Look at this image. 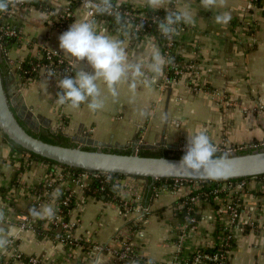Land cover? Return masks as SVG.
<instances>
[{"label": "crops", "instance_id": "0c3cea01", "mask_svg": "<svg viewBox=\"0 0 264 264\" xmlns=\"http://www.w3.org/2000/svg\"><path fill=\"white\" fill-rule=\"evenodd\" d=\"M115 1L144 8L142 0ZM40 2L55 14L66 7V0ZM186 4L190 5L193 23L180 25L179 35L174 37L181 61L191 65L192 81L198 91L186 87V76L174 84H165L161 76L153 91L140 90L135 104L129 103L127 90L121 87L115 101L104 93L105 106L96 113L86 106L71 110L57 105L61 90L54 78L39 75L22 80L16 68L42 49L54 48L71 64L75 75V66L59 48L58 38L68 28L52 26L41 6L28 0L16 7L10 20L19 38L7 46L3 69L6 86L17 87L16 93L39 121L38 130L59 131L71 143L85 147L94 145L87 141H100L107 144L106 148L139 151L164 138L167 144H178L176 150L180 151L186 146L188 135L199 129L206 130L220 148L259 143L264 139V0H225L224 7L212 10L203 9L199 0H176L173 8L178 10ZM225 11L231 13L230 22L226 26L215 23L214 17ZM85 15L84 7L74 4L71 25ZM96 20L110 34H117L107 20ZM153 46L163 54L160 43L150 35L132 36L126 41L133 57L147 55ZM142 107L150 112L147 119L136 114ZM162 114H167L166 124L161 123ZM45 119L49 123H44ZM50 169L43 161L11 153L0 132V211L4 213L0 231L18 252L38 257L37 264H112V257L106 252L87 255L79 248L64 247L49 236L19 228L17 216L32 206L37 196L46 199L43 204L50 201L51 191L42 186L45 180L54 181L55 189L71 185L52 177ZM122 182L127 184L125 193H130L139 211L121 212L104 194L76 189L74 205L67 214L75 222L76 235L114 249L128 240L141 261L160 263L189 256L196 248L219 239L225 218L222 202L227 195L219 193L216 198L201 200L194 212L195 226L182 236L177 227L184 222L179 205L185 191H173L165 183H151L144 178L124 176ZM232 184L239 197L241 218L264 223V177H248ZM259 224L236 233L226 264H264V230ZM10 252L9 248L0 252V258L9 261L6 264H28L11 257ZM121 264L146 263L128 260Z\"/></svg>", "mask_w": 264, "mask_h": 264}, {"label": "clouds", "instance_id": "9594fccd", "mask_svg": "<svg viewBox=\"0 0 264 264\" xmlns=\"http://www.w3.org/2000/svg\"><path fill=\"white\" fill-rule=\"evenodd\" d=\"M24 2L25 0H0V13L6 14ZM142 2L144 7L152 11L168 9L158 23V31L166 39L179 35L180 25L193 23L190 5L172 10L169 0ZM199 2L203 9L212 10L224 7L225 0ZM84 10V18L76 20L58 38L60 50L75 66V75L58 80L57 87L61 91L57 93L55 103L71 110L86 106L90 112L96 113L105 106V92L115 101L120 96L121 87H125L129 103L135 104L141 89L146 92L154 90V85L163 75L165 66L173 62L172 58L163 55L156 46H153L147 55H130L126 41L131 39L142 25H133L126 19L114 0H84ZM97 16L112 17L117 34L112 35L106 27H101L96 20ZM231 18V13L225 11L217 14L214 21L226 26ZM53 75L55 74H48ZM136 114L140 119L150 116L147 107L138 108ZM167 120V114H162L161 123L166 124ZM227 159L226 155H218V148L207 131L199 129L188 135L184 155L178 164L171 166L182 167L206 179L219 181L230 178ZM62 194L60 188L54 189L50 194V201L39 207H31L28 215L33 221H54L57 217L56 201ZM3 219L4 213L0 211V222ZM10 243L6 234L0 231V252L7 250Z\"/></svg>", "mask_w": 264, "mask_h": 264}, {"label": "built area", "instance_id": "2783aa9c", "mask_svg": "<svg viewBox=\"0 0 264 264\" xmlns=\"http://www.w3.org/2000/svg\"><path fill=\"white\" fill-rule=\"evenodd\" d=\"M30 3L33 0H28ZM255 1V0H252ZM176 0H170L169 7L174 10L173 6ZM74 4L81 5L84 7V0H66V7L64 10L58 14H55L51 9L45 8L42 9L45 11L50 18L51 25H55L60 29L69 28L71 25L70 17L72 13V7ZM117 6L118 4L115 3ZM19 6V5H18ZM16 6V7H18ZM16 7L12 8L8 13L3 14L0 13V50L3 59H6L7 55V45L4 44V39L11 37L15 40L19 38V34L16 29L12 26L10 20L13 18V14L15 12ZM119 11L122 15L131 21H136V24L133 25H142L150 27L153 22H158L163 19L162 16L158 15V11H152L150 14L140 11L135 12L131 11L127 8L119 7ZM165 12L168 9H164ZM158 23L155 26V30L159 36H162L158 31ZM149 35V34H147ZM150 36H152L150 34ZM163 37V36H162ZM162 43L164 47L162 49L163 55L166 57H171L170 53H174L173 49V40L166 39L165 37ZM177 47L175 49V52ZM35 60L28 61V67L24 68L23 62L17 64V72L22 75H29L25 77L23 80H29L28 77L35 73V77L39 75H44L47 77H52L58 82V80L63 79L65 76L73 77V70L71 64L63 57V55L54 48H44L42 49L37 56L34 57ZM181 65V68L178 67ZM172 67L174 68L172 71V75L169 73V69L167 65L165 66L164 73L162 75V80L165 84H174L180 80L182 76L187 77V81L189 83L186 84V87L191 91L200 90L199 87H196L192 81L193 74L191 71L190 64L184 63H173ZM49 73H54L53 76H48ZM21 77V76H19ZM33 77V78H35ZM22 79V78H21ZM259 146H264V139L259 143H255L252 145H236L227 148H220L217 146L218 151L223 153H230L235 151H242L246 148H255ZM185 147L180 149V151H184ZM47 164L51 167L50 175L55 177L56 179L65 181L69 183L70 186H66L62 188V196L58 203H56L57 208V217L54 221L48 222L43 221V230H45V236L51 237L54 241L60 243L64 247L68 248H79L84 251L87 255H90L93 252H106L112 257V264H121L122 262L132 260L136 262H145L146 264H226L228 259V253L231 248V244L234 241V237L237 232H242L246 228H256L259 223L254 221H247L241 218L239 212V197L234 194V185L232 182L221 183L212 189V193H215L213 198H216V193H221L223 195H227L222 202V213L225 215L224 222L221 226L220 237L217 240V248L212 252L206 250L209 245H202L196 248L191 255L188 256H178L174 259V261L170 263H160V262H150V261H141L139 256L134 251L132 243L128 240H123L122 244L118 248L112 247H103L97 243H93L89 241L86 237H81L75 234V222L69 220V218H65L63 214V210L61 206H67L70 201L75 200V192L76 189L80 192H90V193H102L104 195L112 193L113 196L118 197V202L113 201L121 212H133L139 211V207L134 204V200L130 193H125V183L122 182L121 177H113L111 173H101V172H89V171H80L74 172L71 170H66L60 167L57 164ZM54 181L51 179H47L43 182V189L50 188V191L53 192L55 187L53 186ZM95 183V185L93 184ZM170 189L173 191L183 190L185 191L184 197L180 200L181 208L184 210V222L177 227L179 229L180 235H184L188 230L192 229L197 219L194 216V212L197 209V205H199L201 200L208 199V193L204 191L203 188L208 187L203 181L199 182L196 180L189 179H181V178H172L170 184L168 185ZM125 194V195H124ZM136 194V193H135ZM136 196V195H135ZM46 199L42 196H37L36 201L32 206L26 209V211L17 216L18 226L21 230H27L34 232L36 234L40 233L36 230V221H33L31 217L28 215V210L33 207H39L43 204ZM259 226L264 230V223L259 224ZM50 232L51 236L46 232ZM44 235V234H43ZM216 243V242H215ZM214 243V244H215ZM213 245V244H210ZM8 248L11 250L10 256L15 259H20L21 253L18 252L14 247H12V243L9 244ZM200 248H202L200 250ZM190 259V260H189ZM39 258L36 256H28V262L31 264L39 263Z\"/></svg>", "mask_w": 264, "mask_h": 264}, {"label": "water", "instance_id": "95a60500", "mask_svg": "<svg viewBox=\"0 0 264 264\" xmlns=\"http://www.w3.org/2000/svg\"><path fill=\"white\" fill-rule=\"evenodd\" d=\"M3 61L0 50V132L23 149L69 167L89 172L144 177L149 178L151 183L160 178L209 180L182 167L171 166L178 164L181 157L140 155L138 150L120 153L106 148L107 144L100 141H87L94 144L90 148L71 142L68 145H63L47 142L34 136L28 129L36 131L39 121L34 119L30 109L25 106L19 94L16 93L17 87L15 85L6 86L7 80L1 67ZM8 78L11 79L10 76ZM17 103L19 108H17ZM16 108L19 109V113L16 112ZM20 115L26 120L29 119L28 127L21 122ZM44 123L47 124L49 121L45 119ZM159 146L169 150L178 148V144H167L164 138L157 143L147 144L146 148L156 149ZM224 155L228 157L229 179L264 174V146L246 148L242 151L224 153Z\"/></svg>", "mask_w": 264, "mask_h": 264}, {"label": "trees", "instance_id": "16d2710c", "mask_svg": "<svg viewBox=\"0 0 264 264\" xmlns=\"http://www.w3.org/2000/svg\"><path fill=\"white\" fill-rule=\"evenodd\" d=\"M255 2H258L259 3V0H255ZM114 3H117L119 7H122V8H127V9H130L131 11H135V12H140V11H144L146 12L147 14L151 13L152 10L144 7L143 9H137V8H133L129 5H126V4H122V3H118L114 0ZM31 4H34V5H40L42 9H45V8H49L47 5L43 4L42 2H40V0H37L35 3L31 2ZM158 15L159 16H165L166 12L165 10L161 9V10H158ZM98 18H103L105 20H107V22L110 24V27L112 28H116L114 22H113V18L110 17V16H97ZM133 24H136V21H132ZM158 22H153L151 24L150 27H147V26H142V28H140V30L138 32H136L134 35H133V38L134 37H139L141 36L142 34H151L153 38H155L161 45L162 49L164 48L162 46V43L164 41V38L162 36H159L157 34V31L155 30V26ZM15 39L14 38H11V37H8V38H5L4 39V44H6L7 46L12 43ZM177 40L176 38L174 37V40H173V49H174V53H170L171 55V58H172V63L167 65L168 69H169V73L172 75V71H173V67H172V64L173 63H176V64H179L180 62L183 63L181 61V57L179 56V54L177 53V51L175 52V49L177 47ZM29 60H32L34 61L35 58L32 57L28 60H25L23 61V65H24V68H27L28 67V61ZM1 67L2 69L5 68V60L2 62L1 64ZM179 68L183 69L181 67V65H178ZM19 76H21L22 80L25 79V77L29 76V75H22V74H19ZM35 73H32V75H30L29 80L33 79V77H35ZM28 131L30 133H32L34 136H37L39 137L40 139L44 140V141H47V142H51V143H56V144H63V145H68L70 144V141H69V138L66 137L65 135H63L61 132L59 131H50L49 129H43V130H39L37 132H32L31 130L28 129ZM2 137L3 139L5 140V142L7 143V145L9 146L10 150H11V153H16L17 155L20 154V157H23L24 155H27L29 158H33V159H36V160H39V161H43V162H46L48 164H57L59 165L60 167L66 169V170H71V171H74V172H80V171H85V170H82V169H78V168H73V167H69V166H66V165H62V164H58L56 162H53L51 160H48L46 158H43L39 155H36L32 152H29L25 149H23L22 147H20L19 145L15 144L14 142H12L11 140L7 139V137L5 135L2 134ZM85 148H90L88 146H86ZM113 151H116V152H120V153H128L129 150L128 149H112ZM139 154L140 155H147V156H172V157H182L184 155V151H177V150H169V149H165L163 147H159V148H156V149H141L139 150ZM218 155H224L223 152L221 151H218ZM111 175L113 177H121L123 178L124 175H121V174H115V173H111ZM255 177H258V178H262L264 177V174H261V175H257ZM133 178H144V177H133ZM248 178V177H246ZM246 178H240V179H229V180H219V181H214V180H196V181H203V183H205L208 187L206 188H203L204 191H206L208 193V199L212 198L215 193H212V189L215 187V185L217 186L218 184H221V183H227V182H234L236 180H242V179H246ZM146 179L147 181L149 180V178H144ZM171 182V179L170 178H160V179H157L155 180V183L159 184V183H165L167 185H169ZM95 185V183H93ZM51 187H48L46 190H50ZM86 193H89L87 191H85ZM49 192H47V195ZM52 193V192H51ZM217 195L219 193H216ZM221 194V193H220ZM107 196L108 199H111L115 202H118V197H115L113 196L112 193L110 194H107L105 195ZM61 197L59 198L58 201H56V203H58L60 201ZM74 205L73 203V199L70 201V203L67 205V206H61L62 207V210H63V214L65 216V218L67 219L68 216V211L69 209H71V207ZM37 207V206H36ZM182 215L184 216V210L182 209ZM45 222V221H44ZM44 222L42 221H36V230L40 232V234H44L45 235V230H43V225H44ZM48 235L51 236L50 232H46ZM233 246V243L231 244V248ZM218 246H217V242L213 245H209L207 246L206 250L209 251V252H212L214 249H216ZM230 248V249H231ZM202 248H200L201 250ZM191 255V254H190ZM189 255V256H190ZM188 256V257H189ZM7 259H4L3 257L0 258V264H6L8 263L9 261H5ZM20 260L24 261V262H27L28 264H31L28 262V256H24L23 254H21L20 256ZM190 260V259H189ZM227 263V261H226Z\"/></svg>", "mask_w": 264, "mask_h": 264}, {"label": "flooded vegetation", "instance_id": "af4514ba", "mask_svg": "<svg viewBox=\"0 0 264 264\" xmlns=\"http://www.w3.org/2000/svg\"><path fill=\"white\" fill-rule=\"evenodd\" d=\"M20 119H21V122H22L26 127L29 126V125H28V124H29V119L26 120V119H24L23 116H21V115H20ZM31 131H32V132H37V131H39V130L37 129V130L35 131V130L31 129Z\"/></svg>", "mask_w": 264, "mask_h": 264}, {"label": "rangeland", "instance_id": "374dc122", "mask_svg": "<svg viewBox=\"0 0 264 264\" xmlns=\"http://www.w3.org/2000/svg\"><path fill=\"white\" fill-rule=\"evenodd\" d=\"M150 35V34H149Z\"/></svg>", "mask_w": 264, "mask_h": 264}]
</instances>
